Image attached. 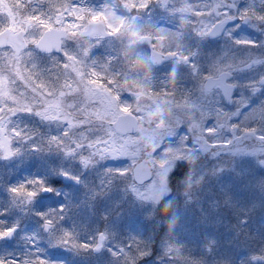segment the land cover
<instances>
[{
    "label": "snow or ice",
    "instance_id": "snow-or-ice-1",
    "mask_svg": "<svg viewBox=\"0 0 264 264\" xmlns=\"http://www.w3.org/2000/svg\"><path fill=\"white\" fill-rule=\"evenodd\" d=\"M51 156L3 184L0 264H264V0H0V161ZM49 174L121 196L77 221Z\"/></svg>",
    "mask_w": 264,
    "mask_h": 264
},
{
    "label": "rangeland",
    "instance_id": "rangeland-1",
    "mask_svg": "<svg viewBox=\"0 0 264 264\" xmlns=\"http://www.w3.org/2000/svg\"><path fill=\"white\" fill-rule=\"evenodd\" d=\"M259 2V0H258ZM58 158L55 156H51V157H46L45 160L43 161H38L35 158H33L30 161H25L23 163L19 162V161H10V162H5V161H0V175H4L7 173L12 174L16 171H19L20 168H24L27 171L32 170L33 173L35 174H40V175H45L48 173L49 170V164H57ZM69 164V162H65V166L67 167ZM73 170L75 171V168H73ZM28 175V174H26ZM25 175V176H26ZM61 178V175L58 174H49L48 175V179L50 180L51 178ZM183 178V176H181V179ZM13 178H9L10 181H12ZM84 179L88 182V184L91 186L92 184H94L97 180V174L95 171H86L84 172ZM175 183V181L173 182ZM208 188H210L209 191H206L204 193L205 195V199H208L211 197L212 192L215 191L216 188V184L215 182L212 183L211 186H206ZM61 195L60 196H56V195H51V197H45V196H41V198L39 199L38 203H37V207H39L40 209H45L46 207H54L53 206V202L54 200L57 201V203L59 201H65V203L70 202L71 203V208H70V212L69 215L70 217H72V219H75L77 221H83V220H88L91 222V224H96V223H102L101 220V213L108 207H112L113 206V202L117 199L120 198L121 193L119 191H114L109 197L105 198V200L103 201V203H101L99 205V209L97 204H99V202H96L95 208L93 210H89L87 207H85V205L82 203L83 201H85L87 199L88 196V190L85 189V187L82 184H78V185H74V184H63V187H60L57 189ZM65 197H67V199H65ZM181 199V203H182V198ZM4 205V203H3ZM2 205V206H3ZM59 205V203L57 204V206ZM75 205H80V207H76ZM98 209V211H97ZM98 213L99 215V219H96V216L94 215V212ZM182 215L180 216V222L183 223L186 227L188 228H194L195 226H197V222L198 219L200 217V213L199 210L193 205L191 206L187 211H184V209L181 207L180 209ZM69 223L71 221H68ZM113 223H117L119 224L121 229H124L125 227H136L135 224H133L130 219L126 216V215H122L120 218H116L115 216L113 217ZM28 227L31 228H35L36 224L35 221H30L28 223ZM254 230H256L257 225H253ZM224 225L220 226V232L223 233L224 232ZM51 254L53 255L54 258L59 257V258H68V254L64 253L62 250L59 249H54V250H50Z\"/></svg>",
    "mask_w": 264,
    "mask_h": 264
},
{
    "label": "flooded vegetation",
    "instance_id": "flooded-vegetation-1",
    "mask_svg": "<svg viewBox=\"0 0 264 264\" xmlns=\"http://www.w3.org/2000/svg\"><path fill=\"white\" fill-rule=\"evenodd\" d=\"M210 47H211V48H215L216 45H215V44H212V45H210ZM26 174L31 175V174H34V173H33L32 170L27 171V170H25V169L22 167V168L19 169V171H16V172L10 174V176H9L8 173H7V175H6V174H4V175H0V206H2L3 203H5V199H4V198L6 197V193L3 191V184H4V183H8V182H14V181H16L17 179H20V178L24 177ZM9 178H13L12 181H10ZM49 181L53 184V186H54L56 189H58L59 186H60V187H63V184H65V182H63V180H60L59 178L56 179V177L51 178ZM53 194H54V193H52V195H53ZM44 195H48V193H46V194H44ZM54 195H55V194H54ZM61 203H65V201H61ZM57 204H58L57 201L54 200V202H53V206H54V207H57Z\"/></svg>",
    "mask_w": 264,
    "mask_h": 264
},
{
    "label": "water",
    "instance_id": "water-1",
    "mask_svg": "<svg viewBox=\"0 0 264 264\" xmlns=\"http://www.w3.org/2000/svg\"><path fill=\"white\" fill-rule=\"evenodd\" d=\"M67 180H71V179H69V178H66Z\"/></svg>",
    "mask_w": 264,
    "mask_h": 264
}]
</instances>
